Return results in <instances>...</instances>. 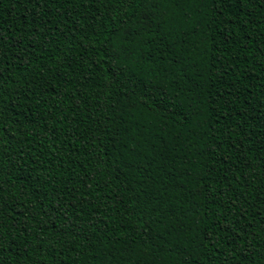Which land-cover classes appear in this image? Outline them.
Returning a JSON list of instances; mask_svg holds the SVG:
<instances>
[{
    "label": "trees",
    "instance_id": "1",
    "mask_svg": "<svg viewBox=\"0 0 264 264\" xmlns=\"http://www.w3.org/2000/svg\"><path fill=\"white\" fill-rule=\"evenodd\" d=\"M149 12L0 0V264H264V0Z\"/></svg>",
    "mask_w": 264,
    "mask_h": 264
},
{
    "label": "snow or ice",
    "instance_id": "2",
    "mask_svg": "<svg viewBox=\"0 0 264 264\" xmlns=\"http://www.w3.org/2000/svg\"><path fill=\"white\" fill-rule=\"evenodd\" d=\"M214 2L215 0H117L118 4L127 5L128 7H133V5L140 7L147 4L150 7V12L143 16V23L139 27L133 28V25H129V28L132 30L127 35V44L106 48L105 56L109 59L120 60L121 62L125 58H128L130 62L132 60L142 59L140 53L143 51L146 55L148 51L143 48L144 44L154 43L156 40V36L150 35V33L160 31V21L154 19L155 9L159 7L167 5L170 8H179L181 4L201 5ZM130 18L131 16L129 15ZM160 38L163 39V36ZM179 264H184V262L180 261Z\"/></svg>",
    "mask_w": 264,
    "mask_h": 264
}]
</instances>
